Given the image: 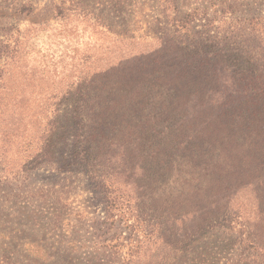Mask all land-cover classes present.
Returning <instances> with one entry per match:
<instances>
[{"label":"trees","instance_id":"1","mask_svg":"<svg viewBox=\"0 0 264 264\" xmlns=\"http://www.w3.org/2000/svg\"><path fill=\"white\" fill-rule=\"evenodd\" d=\"M58 1L62 17L77 6ZM241 1L164 20L154 50L79 76L43 104L31 158L0 179L82 170L103 214L88 244L59 248H86L102 264H169L215 230L234 248L223 264H264V11L237 16ZM248 188L253 208L242 213L233 202Z\"/></svg>","mask_w":264,"mask_h":264},{"label":"rangeland","instance_id":"2","mask_svg":"<svg viewBox=\"0 0 264 264\" xmlns=\"http://www.w3.org/2000/svg\"><path fill=\"white\" fill-rule=\"evenodd\" d=\"M75 1L77 6L62 17L55 8L58 0H0V168L6 172H16L31 158L46 122L43 104L62 97L70 82L154 50L160 41L153 37L166 26L164 20L199 5L224 7V0ZM23 3L32 4L31 12L19 13ZM237 5V16L264 11V0ZM40 188L47 193L38 194ZM253 196L250 188L240 191L233 207L251 212ZM102 214V203L80 168L43 167L22 180L1 178L0 264H102L90 261L86 248L69 253L58 247L63 238L88 244L92 222ZM228 239L215 230L202 232L169 264H223L234 251Z\"/></svg>","mask_w":264,"mask_h":264}]
</instances>
